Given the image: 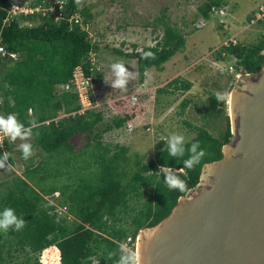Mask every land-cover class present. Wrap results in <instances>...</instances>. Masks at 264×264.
<instances>
[{"label":"trees","instance_id":"trees-1","mask_svg":"<svg viewBox=\"0 0 264 264\" xmlns=\"http://www.w3.org/2000/svg\"><path fill=\"white\" fill-rule=\"evenodd\" d=\"M79 1L68 0L69 14L77 9ZM226 2L206 0L200 8L201 14L209 19L212 10L222 8ZM9 7V0H0V41L8 53L18 56L17 59L10 55L0 58V115L16 113L17 119L26 128H31L32 146L49 157L75 153L72 139L85 134L88 144L95 141L102 152L95 161L98 164L95 182L81 178L78 184L64 185L60 191L63 195L61 204L74 217L73 224L69 222L68 214L58 216L56 205L45 198L59 191L58 187L38 190L33 184L32 173L39 171V166L28 168L25 178L15 179L13 185L18 192L12 191L4 197L0 211L11 207L26 223L20 230L9 228L20 248L8 249L5 254V246L0 244V264H42V252L51 246L60 250L61 264H116L120 245L129 238L134 244L141 229L154 226L167 217L179 198L198 185L204 165L222 158L223 146L233 137L226 99L222 95L217 99L218 94H212L207 106V115L226 113V129L221 135L215 136L207 127L189 123L196 135L185 142L183 157H169L168 144L161 140L150 160L145 162L136 157L132 162L127 146L104 144L101 137L114 128H121L133 114L118 116L103 127L102 112L88 110L81 115L73 114L81 108L77 93L58 90V86L71 81L75 68L90 51H98L89 33L67 19L57 22L44 19L24 25L27 20H37L36 16H29L5 22ZM82 13L86 22L94 17L90 6H84ZM158 21L163 25V36L155 46L130 54L115 50L138 60L142 79L145 70L151 67L163 70V65L186 46L185 34L176 24L167 20L164 14ZM144 53L153 55L145 56ZM218 53L220 60H225V55L235 57L237 71L255 73L264 66V35L252 44L222 45ZM89 66L85 65L87 75L92 74ZM192 87L191 81L177 77L158 92H186ZM190 104L191 99L183 100L182 113ZM197 140L200 141L197 151L199 147L204 148L206 154L193 168H183L187 148ZM8 152L12 160L11 152ZM3 158L4 153L0 152V159ZM175 170L186 182L183 191L169 189L164 181V173ZM19 249L25 253L23 262L14 261Z\"/></svg>","mask_w":264,"mask_h":264},{"label":"rangeland","instance_id":"rangeland-1","mask_svg":"<svg viewBox=\"0 0 264 264\" xmlns=\"http://www.w3.org/2000/svg\"><path fill=\"white\" fill-rule=\"evenodd\" d=\"M205 1L81 0L83 6L91 7L94 15L88 25L89 33L99 48L97 58L100 70L94 72L89 89L93 110L103 113V127L118 116L133 114L121 128L104 133L101 141L110 146H127L132 162L136 157L145 162L150 160L156 153V144L161 140L167 142L172 133L183 134L185 142L191 140L196 133L189 123L205 126L215 136L221 135L226 129V113L207 115L209 96H224L229 115V102L232 90L238 84L235 77L238 71L235 57L225 55V60H220L218 52L223 43L231 38L240 44H252L260 40L264 35V25L249 26V20L264 0H226L222 8L212 10L209 19L200 10ZM163 14L185 34L186 46L163 65V70L148 68L142 79L138 60L115 50L130 54L155 46L163 36V25L158 21ZM115 62L123 63L129 73L123 89L112 87L115 75L111 65ZM230 66L234 68L232 72ZM177 77L191 81V90L158 92ZM186 98L191 99V104L182 113L181 104ZM10 138L6 137L4 142L0 140V152L7 156L6 160L0 159L3 162V166H0V182L26 176L28 168L36 169L39 166V171L32 173L35 180L33 184L39 190L58 187L59 191L46 195V199L56 205L58 216L64 217L68 213L61 204L63 195L60 191L64 185L78 184L81 178L91 180L90 183L97 180L98 174L94 172L98 164L95 161L102 150L97 148L95 141L88 144L87 134L72 139L76 146L75 153L54 154L51 157L32 146V155L24 158L18 145L25 142L32 145V137ZM8 150L12 160L8 157ZM55 174L58 175L55 177ZM72 221L73 218L69 222ZM0 244H4L5 254L8 249L15 251L17 247L20 248L17 238L9 229L0 230ZM24 254L23 249H19L14 261L23 262Z\"/></svg>","mask_w":264,"mask_h":264},{"label":"water","instance_id":"water-1","mask_svg":"<svg viewBox=\"0 0 264 264\" xmlns=\"http://www.w3.org/2000/svg\"><path fill=\"white\" fill-rule=\"evenodd\" d=\"M229 103L233 137L222 158L139 231L142 264H264V66L238 79Z\"/></svg>","mask_w":264,"mask_h":264},{"label":"built area","instance_id":"built-area-1","mask_svg":"<svg viewBox=\"0 0 264 264\" xmlns=\"http://www.w3.org/2000/svg\"><path fill=\"white\" fill-rule=\"evenodd\" d=\"M9 10L8 16L5 22H11L15 19L20 20L21 17H29L36 16L37 20L35 21H25L24 25H33L41 22L44 19H53L54 21H60L67 19L72 25H78L82 30L87 31L89 33V22H86L85 15L82 13L83 5L81 0L79 1L77 9L73 11L72 14H69L68 10V0H9ZM249 26H253L256 24L264 25V3L260 5L251 15L249 20ZM90 38L92 39L90 33ZM93 43H95L92 40ZM237 44L235 38H231L223 43V46H229L230 44ZM10 55L12 58L17 59L16 53H8L4 45L0 41V58ZM97 52L95 50L90 51L87 58L82 62V64L78 65L73 73V78L70 82L66 84H62L58 86V90L61 91H73L77 93L79 97V103L81 108L74 112L73 114H84L88 110H93L90 100V87L93 83L94 72H98L100 70V62L97 58ZM89 64V69L91 71V75L86 74L85 65ZM234 68L230 66V71L232 72ZM243 73L238 71L235 74V77L239 79ZM1 103V101H0ZM92 107V108H91ZM49 123V121L47 122ZM9 138L10 136L4 135L0 133V140L5 141V138ZM11 139V138H10ZM12 140V139H11ZM3 141V142H4ZM66 208V207H65ZM65 208L63 211H65ZM132 243V239L129 238L125 246L128 248L135 247V243ZM131 246V247H130Z\"/></svg>","mask_w":264,"mask_h":264},{"label":"clouds","instance_id":"clouds-1","mask_svg":"<svg viewBox=\"0 0 264 264\" xmlns=\"http://www.w3.org/2000/svg\"><path fill=\"white\" fill-rule=\"evenodd\" d=\"M144 55L149 56L153 54L144 53ZM111 69L115 75L112 87L123 89L129 78V73L125 65L121 62H115L111 65ZM221 98L222 97L218 94L217 99ZM0 133L10 136L12 140H15L17 137L24 139L25 137L32 135L31 128H26L23 122L17 119L16 113H9L7 116L0 115ZM167 144L169 157L177 155L183 157L185 155V138L183 134H170ZM199 144L200 141L197 140L187 148L188 156L183 160V168H193L195 165L199 164L201 158L205 156L206 153L204 148L199 147V151H197V146H199ZM18 147L22 150L24 158H28L32 155V145L30 143L25 142L18 145ZM6 159L7 156H4V160ZM0 166H3L2 161H0ZM164 176V181L169 189H179L181 191L185 189L186 182L174 172H165ZM25 223L26 221L23 216L16 215L15 210L11 207H5L0 211V230L2 231H7L9 228L20 230ZM119 251L120 255L116 264H142V256L139 250H132L124 244H121Z\"/></svg>","mask_w":264,"mask_h":264},{"label":"bare ground","instance_id":"bare-ground-1","mask_svg":"<svg viewBox=\"0 0 264 264\" xmlns=\"http://www.w3.org/2000/svg\"><path fill=\"white\" fill-rule=\"evenodd\" d=\"M41 261L43 264H60L59 249L56 246L45 249Z\"/></svg>","mask_w":264,"mask_h":264},{"label":"crops","instance_id":"crops-1","mask_svg":"<svg viewBox=\"0 0 264 264\" xmlns=\"http://www.w3.org/2000/svg\"><path fill=\"white\" fill-rule=\"evenodd\" d=\"M57 174H55V177H56ZM22 178H25L24 176H21ZM15 179L14 178L12 181H8V180H3L2 182H0V201H3L4 197L7 195V194H10V192L12 191H17L18 192V188H15L14 187V182H15ZM8 181V182H7ZM3 183H9V185H2ZM39 190V189H38ZM57 192V191H56ZM55 192V193H56ZM46 198V196H45ZM49 202V201H48ZM50 203V202H49ZM53 204V203H52ZM68 214V213H67ZM73 218V221H74V217L70 214H68V219L70 221V219ZM73 221L71 224H73Z\"/></svg>","mask_w":264,"mask_h":264}]
</instances>
